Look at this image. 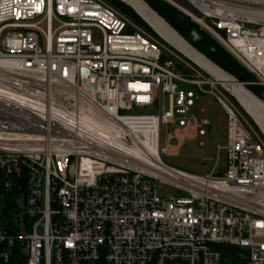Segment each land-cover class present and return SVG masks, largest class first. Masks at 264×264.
Returning <instances> with one entry per match:
<instances>
[{"label": "built area", "instance_id": "obj_1", "mask_svg": "<svg viewBox=\"0 0 264 264\" xmlns=\"http://www.w3.org/2000/svg\"><path fill=\"white\" fill-rule=\"evenodd\" d=\"M163 1L264 90V0ZM149 34L103 0H0V264L19 252L24 264H221L225 247L264 264V139ZM203 95L225 115L226 143L198 175L163 162L159 138L205 136Z\"/></svg>", "mask_w": 264, "mask_h": 264}, {"label": "rangeland", "instance_id": "obj_2", "mask_svg": "<svg viewBox=\"0 0 264 264\" xmlns=\"http://www.w3.org/2000/svg\"><path fill=\"white\" fill-rule=\"evenodd\" d=\"M103 2L122 18L134 23L127 12L113 6L107 0H103ZM183 7L192 12L186 5H183ZM200 30L207 33L203 29ZM152 37L158 40L155 36L152 35ZM192 38L196 40L198 34L194 32ZM180 71L190 74V71L186 70V68H182ZM200 107L204 108L205 116L211 123V128L207 131L205 136H199L195 129L178 130L174 127H161L159 143L161 147H167L166 154H161L160 156L163 162L190 173L204 175L208 173L215 164L213 158L216 157L217 146H224L226 143L225 115L220 106L208 95H203L197 100L196 106L193 109V114H198V109ZM200 142L203 143L202 146ZM225 165V151L222 150L219 155L216 173L219 172L222 174L225 170ZM157 193L162 196H169L175 194V190L168 186L158 185Z\"/></svg>", "mask_w": 264, "mask_h": 264}, {"label": "water", "instance_id": "obj_3", "mask_svg": "<svg viewBox=\"0 0 264 264\" xmlns=\"http://www.w3.org/2000/svg\"><path fill=\"white\" fill-rule=\"evenodd\" d=\"M138 19L164 45L216 83L249 118L264 139V101L180 35L145 0H115Z\"/></svg>", "mask_w": 264, "mask_h": 264}, {"label": "trees", "instance_id": "obj_4", "mask_svg": "<svg viewBox=\"0 0 264 264\" xmlns=\"http://www.w3.org/2000/svg\"><path fill=\"white\" fill-rule=\"evenodd\" d=\"M113 6L127 12L132 20L143 29L152 32L136 17L130 9L115 0H107ZM162 18H164L177 32L186 40L194 45L200 52L206 55L214 63L225 71L232 74L241 82H251L254 76L250 74L238 61L230 55L215 39L209 34L200 30L201 28L194 23L188 16L163 0H145ZM200 28V29H198ZM198 34V38L193 40L192 35ZM154 36V35H153ZM156 37V36H155ZM256 96L264 100V90L259 86H247ZM3 217L7 215V208L3 206L1 210ZM239 250L233 247H225L221 264H243V259L238 256ZM12 264H24V257L15 253Z\"/></svg>", "mask_w": 264, "mask_h": 264}, {"label": "bare ground", "instance_id": "obj_5", "mask_svg": "<svg viewBox=\"0 0 264 264\" xmlns=\"http://www.w3.org/2000/svg\"><path fill=\"white\" fill-rule=\"evenodd\" d=\"M151 151H152L153 153H155V150H154V148H152V149H151Z\"/></svg>", "mask_w": 264, "mask_h": 264}]
</instances>
